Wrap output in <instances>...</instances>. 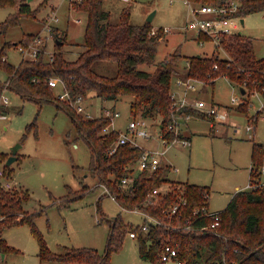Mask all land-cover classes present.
Returning a JSON list of instances; mask_svg holds the SVG:
<instances>
[{
	"label": "rangeland",
	"instance_id": "obj_1",
	"mask_svg": "<svg viewBox=\"0 0 264 264\" xmlns=\"http://www.w3.org/2000/svg\"><path fill=\"white\" fill-rule=\"evenodd\" d=\"M26 1L33 9H38L36 15L20 14L17 24L10 26L6 34L0 33V48L6 40L14 42L22 39L25 33L40 32L44 36L42 45L46 47V57L49 58L56 48V35L54 29L50 31L44 27V23L57 9L59 19L53 24L60 34L67 31V39L62 45L64 56L76 60L85 48L82 43L87 12L75 9L72 5L74 0ZM102 6L111 12L113 22L121 21L125 9H129L130 22L136 24L146 23L148 16L154 13L150 21L153 30L163 27L165 35L158 41L155 62H143L140 66L154 70L157 61L179 48L184 55L180 61L181 74L172 77V89L178 92L184 89L177 81L185 71L186 56L228 55L215 39L205 35L199 37L197 31L188 27L192 13L187 0H103ZM13 14H18V4L0 6V22ZM244 18L245 23H241L238 30L253 37L254 53L257 57H264V10L245 14ZM23 55L21 46L13 45L6 48L4 56L9 62L18 64ZM95 68L112 75L117 71V63L101 60L95 63ZM7 76L0 65V82L4 83ZM215 76L214 84L194 80L195 87L188 91V98L192 101L204 99L207 103L204 111L216 102L221 110L228 111V118L213 120L208 114H192L183 125V132L191 135V144H172L163 160L172 164L168 171L170 179L207 185L210 188L209 207L222 210L237 190V185L246 188L250 183L254 143L261 148L260 169L264 180V97L258 92L243 93L240 84L229 75ZM53 90L56 96L62 88L53 87ZM4 92L9 95L10 102L3 105L7 116L0 118V152L3 153L0 166L6 167V175L0 176V180L4 183L9 179L12 187L30 189L31 197L24 202L26 209L33 211L41 205H50L47 212L38 215L35 221L53 251L87 246L95 247L100 253L106 252L110 231L107 217L121 214L126 222L138 225L144 216L135 209L123 207L106 192L104 184L99 183L97 175L88 168L92 149L80 135L72 116L57 105V100L67 106L66 102L57 98L40 105L34 100L22 98L9 87ZM233 96L237 97V101H233ZM131 98L130 94H124L117 101L103 100L91 92L83 101L81 115L90 113L93 117L100 116L105 113L106 107L115 104L120 114L114 119V126L120 130L126 129L133 116ZM150 119L155 122L160 120ZM34 120L35 124L31 127ZM250 124L253 128L249 130ZM140 141L145 146L163 148L158 138H141ZM17 143H21L18 157L7 164L12 146ZM168 184L164 183L163 186ZM62 196H72L73 199L69 205L59 206L56 200ZM1 240L6 241L10 248L2 249L0 244V264H82L42 259L40 242L28 222L5 227L0 232ZM110 259L114 264H182L177 257L162 263L144 259L140 255L138 238L128 232L119 249L111 250Z\"/></svg>",
	"mask_w": 264,
	"mask_h": 264
},
{
	"label": "trees",
	"instance_id": "obj_2",
	"mask_svg": "<svg viewBox=\"0 0 264 264\" xmlns=\"http://www.w3.org/2000/svg\"><path fill=\"white\" fill-rule=\"evenodd\" d=\"M193 1L218 3L224 0ZM102 2L103 0L72 1L75 9L87 12L82 43L85 48L76 60L65 58L62 45L67 39V33L60 34L57 26H54L56 48L52 58L51 55L46 57L44 45L36 58L22 57L18 64L3 58L6 48L29 44L36 32L25 33L18 41H4L0 48V65L8 74L5 80L9 82L8 87L22 98L34 100L41 105L46 100H57L49 79L58 75L74 97H87L92 92L103 100L117 101L120 96L130 94L132 114L160 118L161 125L165 126L171 120L173 112L172 77L180 73V61L184 55L177 48L157 61L154 70L141 67L143 62H155L158 41L165 35L163 27L153 32L150 20L144 24L130 22L129 9L124 10L120 22H113L110 19L111 12L103 8ZM240 2V12L243 15L264 10V0ZM9 4H18V14L10 15L0 22V33L3 34L7 33L10 26L18 23L20 14L35 16L38 10L33 9L26 0H0V6ZM220 40L219 46L228 55L216 53L186 56L187 63L182 75L214 83L216 74H226L243 85L245 93L258 91L264 97V57H257L254 53L253 37L237 31L224 34ZM101 60L116 62V73L111 75L98 71L95 63ZM216 63L217 68L214 66ZM1 85L0 82V95ZM66 104L67 106L57 100L58 107L64 108L72 116L80 135L89 143L93 155L88 168L97 175L99 183H106L123 207L144 208L156 215L161 223L152 224L148 231H144L139 224L126 222L121 214L110 218L106 216L110 223L106 252L100 253L95 247L87 246L67 247L64 251L56 252L49 247L35 221L38 215L47 212L50 205H41L33 211L26 209L24 202L31 197L30 189L23 186L8 188L0 180V232L5 227L28 222L40 242L41 258L61 262L114 264L110 259L111 250L119 249L126 232L136 229L140 255L153 263L166 262L161 256L166 244L170 242L178 246L177 258L182 264H264V180L260 169L262 152L258 143L253 146L250 185L233 193L226 207L220 210L221 221L216 228L204 229L201 226L211 221V218L194 214V209L203 204L209 205L210 188L207 185L180 183L179 180L170 179L168 171L171 164L163 163L152 172L144 171L130 188L123 189L119 185L120 178L129 172L130 166L144 149L124 144L111 152L110 148L118 138V131H106L110 124L109 117L82 116L69 103ZM0 110H4L3 105H0ZM190 110L193 114L201 112L206 116L198 109ZM35 121L30 124L31 127ZM2 156L3 153L0 152V158ZM165 182L171 183L172 188L164 193L162 203L158 206L146 203L148 193ZM181 195L187 196V203L182 205L180 213L168 215L165 209L178 201ZM72 196L59 197L57 205H69ZM102 213L104 215L103 211ZM189 222L193 225L192 229L186 227ZM0 244L2 249L10 248L6 241L1 240Z\"/></svg>",
	"mask_w": 264,
	"mask_h": 264
},
{
	"label": "built area",
	"instance_id": "obj_3",
	"mask_svg": "<svg viewBox=\"0 0 264 264\" xmlns=\"http://www.w3.org/2000/svg\"><path fill=\"white\" fill-rule=\"evenodd\" d=\"M187 2L192 13V18L188 22V27L197 31L199 36L205 35L209 37V39H215L217 45H220V39L224 34L235 33L239 31L238 27L241 23H243L242 18L244 15L240 12V0H224L218 3L198 2L193 0H187ZM47 18L45 19L44 27L52 31L55 26L53 22L59 19L57 9H54V12ZM153 32H155V29ZM42 36L43 35L39 32L29 44H19L22 48V51H24L23 57L36 58L38 56L43 44ZM52 55L51 58L53 57ZM3 58H5V56ZM214 66L217 68L218 64L216 63ZM194 80L204 81L201 78L193 76H178L177 83L183 86L184 89L182 92H178L177 89H172L171 94L173 99V112L171 120L165 126L161 125V120H159V122H155L152 121L150 117L143 116L142 114H133L126 129L120 130L114 126V119L120 114V110H117L115 105L105 108V113L103 115L109 117L110 119V124L107 126L106 131H118V138L111 146L110 151L114 152L119 145L124 144H130L144 149L141 155L130 166L129 172L120 178L119 185L123 189L127 190L130 188L131 185L134 184L136 178L144 171L152 172L158 169L161 164L165 163L163 159L166 155L167 149L172 144L176 142H180L183 145L191 144L190 136L183 132V125L191 118V115L193 114V112L190 110L191 108L204 112L206 116L208 114L213 120H224L228 118V111L221 110V106L218 103L213 102L209 106L208 110L204 111L203 108L207 105L204 99H196L192 101L190 98H188V91L194 89L195 87V84L193 83ZM8 84L9 82L5 81L1 85L2 91L0 95V105H7L10 102L9 95L4 92L5 88L8 87ZM49 84L52 87L60 86L62 88V90L57 94V97L60 100L69 103L76 109L78 113H81L84 110L83 101L85 97L82 95L74 97L67 87L65 81L60 76H51L49 79ZM233 101H237L236 96H233ZM6 116L7 114L0 110V118H5ZM86 116L93 117V115L90 113H87ZM111 125H113V127H111ZM153 127H155V129H153ZM252 128L253 126L251 124L248 125L249 130ZM152 137L158 138L159 143L163 146V148H152L151 146H145L140 141L141 138ZM5 175V168L0 166V176ZM3 184L8 188L12 187L13 185L12 181L9 179L4 180ZM103 184L105 186L106 192L117 199L116 194L110 189V187L106 183ZM163 184L154 187L148 193L146 203L155 206H158L162 203L164 193H167L172 188L171 183H169L168 186H163ZM187 201V196L181 195L180 199L172 205H169L165 211L168 213V215L180 213L182 205H185ZM129 209H135L144 216V220L139 223V226L144 231H148L150 229V225L152 224L161 223L160 219L156 215L144 208L134 207ZM194 214L206 215L211 218V221L201 226V228L204 229H214L220 224L221 221V211L212 210L208 204H203L201 207L195 208ZM186 227L192 229L193 225L189 222L187 223ZM129 233L132 237H137L138 235L136 229H132ZM178 252V246L175 243L169 242L166 244L161 258L165 261H168L171 258L177 257Z\"/></svg>",
	"mask_w": 264,
	"mask_h": 264
},
{
	"label": "water",
	"instance_id": "obj_4",
	"mask_svg": "<svg viewBox=\"0 0 264 264\" xmlns=\"http://www.w3.org/2000/svg\"><path fill=\"white\" fill-rule=\"evenodd\" d=\"M153 14L154 13H151L149 16H148V20H152V18H153ZM242 22H243V24L245 23V18L243 17L242 18ZM60 43H61V41H59ZM240 88H241V91L243 92V93H245L246 92V89H245V87L243 86V85H240ZM21 147V143H17L16 145H14V146H12V153H11V155L8 157V159H7V164H11L15 159H17V152H18V150H19V148Z\"/></svg>",
	"mask_w": 264,
	"mask_h": 264
},
{
	"label": "crops",
	"instance_id": "obj_5",
	"mask_svg": "<svg viewBox=\"0 0 264 264\" xmlns=\"http://www.w3.org/2000/svg\"><path fill=\"white\" fill-rule=\"evenodd\" d=\"M64 31H65V30H64ZM65 32L67 33V31H65ZM199 37H200V36H199ZM199 37H198V38H199ZM215 81H216V80H215ZM211 84H214V83H211ZM187 121H188V120H187ZM186 123H187V122H186ZM250 123H251V122H250ZM212 127H214V125H212ZM185 134H187V133H185ZM187 135H189L190 138H191V135H190V134H187ZM17 153H18V152H17ZM167 163H168V162H167ZM171 165H172V164H171ZM249 185H250V183H249ZM249 185H248V186H249ZM248 186H247V187H248ZM240 188H241V187H240L239 185L236 186V189H237V190L240 189ZM237 190H236V191H237ZM2 254H3V256H5V253H4V252H3ZM63 263H68V262H63Z\"/></svg>",
	"mask_w": 264,
	"mask_h": 264
}]
</instances>
